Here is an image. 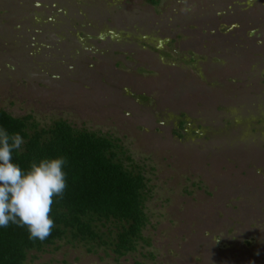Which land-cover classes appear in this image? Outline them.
Instances as JSON below:
<instances>
[{"label":"rangeland","instance_id":"374dc122","mask_svg":"<svg viewBox=\"0 0 264 264\" xmlns=\"http://www.w3.org/2000/svg\"><path fill=\"white\" fill-rule=\"evenodd\" d=\"M0 108L107 136L147 180L136 251L30 264H264V0H0Z\"/></svg>","mask_w":264,"mask_h":264},{"label":"trees","instance_id":"16d2710c","mask_svg":"<svg viewBox=\"0 0 264 264\" xmlns=\"http://www.w3.org/2000/svg\"><path fill=\"white\" fill-rule=\"evenodd\" d=\"M0 130L10 140L22 139L21 148L13 152V161L22 169L44 157L67 160V187L62 197H53L51 206L50 216L55 220L51 234L41 241L30 239L26 226L10 223L0 228V264H30L31 252L44 251L63 240L82 241L89 252L110 246L118 257L136 251L140 241L147 242L143 236L149 223L146 179L126 168L116 141L78 130L66 121L41 127L31 115L15 117L1 108ZM112 225L116 230L110 229ZM111 232L114 237L106 239Z\"/></svg>","mask_w":264,"mask_h":264},{"label":"clouds","instance_id":"9594fccd","mask_svg":"<svg viewBox=\"0 0 264 264\" xmlns=\"http://www.w3.org/2000/svg\"><path fill=\"white\" fill-rule=\"evenodd\" d=\"M22 143L0 130V228L10 223L26 226L30 239L43 241L55 226L50 216L53 197H62L67 187V160L63 156L34 159L22 169L13 161V152Z\"/></svg>","mask_w":264,"mask_h":264},{"label":"flooded vegetation","instance_id":"af4514ba","mask_svg":"<svg viewBox=\"0 0 264 264\" xmlns=\"http://www.w3.org/2000/svg\"><path fill=\"white\" fill-rule=\"evenodd\" d=\"M57 121H66V120H64V119H60V120H56L55 122H57ZM54 122V123H55ZM67 123H69L68 121H66ZM53 123V124H54ZM186 123V121H181V126H184V124ZM52 124V125H53ZM70 124V123H69ZM70 125H72V124H70ZM73 126V125H72ZM80 130V129H79ZM86 130V129H85ZM88 131V130H87ZM89 132H91V131H89ZM99 135V134H98ZM100 136H102V135H100ZM107 137V136H106ZM107 138H109V137H107ZM118 144V143H117ZM119 146V145H118ZM119 148H121L120 146H119ZM120 155V154H119ZM121 157V156H120ZM122 162H123V160H122ZM125 165V164H124ZM126 166V165H125ZM126 168H128L127 166H126ZM129 169V168H128ZM130 170H132V169H130ZM133 171V170H132ZM135 172V171H134ZM136 173H139V172H136ZM141 173V172H140ZM143 174V173H142ZM144 175V174H143ZM145 176V175H144ZM145 179H146V177H145ZM146 183H147V180H146ZM148 215V214H147ZM128 255V254H127Z\"/></svg>","mask_w":264,"mask_h":264}]
</instances>
